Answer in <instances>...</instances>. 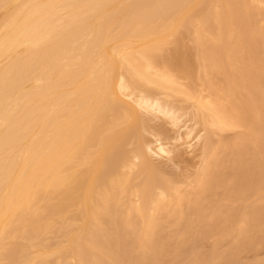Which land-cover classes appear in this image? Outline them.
Returning <instances> with one entry per match:
<instances>
[{
  "label": "bare ground",
  "instance_id": "1",
  "mask_svg": "<svg viewBox=\"0 0 264 264\" xmlns=\"http://www.w3.org/2000/svg\"><path fill=\"white\" fill-rule=\"evenodd\" d=\"M0 11V264H264V0ZM181 31L196 36L202 80ZM142 110L175 135L153 126V149ZM184 142L200 147L196 170L166 174L151 153L181 161Z\"/></svg>",
  "mask_w": 264,
  "mask_h": 264
},
{
  "label": "rangeland",
  "instance_id": "2",
  "mask_svg": "<svg viewBox=\"0 0 264 264\" xmlns=\"http://www.w3.org/2000/svg\"><path fill=\"white\" fill-rule=\"evenodd\" d=\"M4 14H5V12L4 11H0V19L4 16ZM183 30V29H182ZM184 31V30H183ZM182 32V31H181ZM183 34L184 35H186V33L185 32H182V36L181 37H184V38H181L180 39V41L181 42H179V43H181V45L180 46H182V48L183 49H186V50H188V51H190V54L192 55V57H193V59H198V61H195V60H193V62H194V71H195V73H194V76H196V74H197V68H198V66H196V65H198V64H200V62H201V60H200V58H201V54H199L201 51V49L200 48H198V47H196L195 46V44H196V36H194V34H187L188 36L187 37H185V36H183ZM181 35V34H180ZM191 35V36H190ZM195 43V44H194ZM174 45V43H169V44H167V48H166V45H165V48H166V52H165V50H163L160 54H162V55H160L159 54V56L161 57V56H163V54H164V56H166V55H169L170 53H172L173 52V48H175V46L176 45ZM197 45V44H196ZM169 46V47H168ZM164 48V49H165ZM168 50V51H167ZM200 51V52H199ZM165 52V53H164ZM166 54V55H165ZM199 55V56H198ZM200 57V58H199ZM195 62H197L196 64H195ZM200 68V67H199ZM199 70V69H198ZM197 75H199V77H200V79H201V76H202V74H201V72H200V70L198 71V74ZM199 77H197V79H194V81H193V83H192V85H193V87H194V89H195V91H196V87H197V85L195 86L194 84L196 83V84H198V82L200 81H198V78ZM195 78V77H194ZM183 79V80H182ZM179 80L181 81V84H183V82H186V81H188L187 80V78L185 79V78H179ZM202 80V79H201ZM180 81H179V83H180ZM190 81V80H189ZM198 81V82H197ZM190 82H188V84H189ZM185 84V83H184ZM183 84V85H184ZM187 84V83H186ZM199 89H201V91H203L202 93H201V91L200 92H198L197 94H199L200 96H197V97H200L202 100L203 99H208L209 98V95H210V93H209V90L205 87V85H204V82L203 81H201V82H199ZM199 89H197V90H199ZM155 90L156 91H159L158 90V88L156 87L155 88ZM165 92H168L169 94H172V93H170L171 91H165ZM201 93V94H200ZM176 95V96H175ZM202 95V96H201ZM205 95V96H204ZM172 96H173V98H174V100H178V101H184V99L186 100V98H188V97H186L185 95H180V94H178V93H173L172 94ZM185 98H184V97ZM121 97H123V99L124 100H127V101H130L128 98H126V97H124V96H121ZM190 99V101L187 99V102H189V104H191V102L194 104L195 102H196V97H195V99L194 98H189ZM193 100L195 101V102H193ZM178 101H176L177 102V104L179 103V105L180 104H183V107L186 105V107L189 109V110H194V108H195V106H193L192 104L191 105H188L187 104V102H185V104L183 103V102H178ZM189 106H192V108H190ZM196 109V108H195ZM188 110V111H189ZM142 112V116H143V118L146 120L147 118H148V122L150 123L149 125H151L150 127H151V129L152 130H149L148 129V131H146V132H144V135H146L145 137H146V140L147 141H149V143L151 144V146H152V148L154 149L155 147V144H156V135H155V133H157V131H158V128L160 127V126H163V128H161L160 130H165L166 132H168V134L170 135V136H174L175 134H172V133H175V127L173 128V126L171 125V124H169L168 122H165L164 120L165 119H163V118H161V117H155V115H152V114H149L148 112H146V111H141ZM146 113V114H145ZM149 119H151V120H149ZM187 118L186 117H184V121L186 120ZM147 122V123H148ZM189 124L191 123V122H188ZM166 126H165V125ZM155 125H157L158 126V128H157V126H155ZM153 126H154V128H157V131L154 129L153 130ZM166 127V128H165ZM166 129H168V130H166ZM170 130V131H169ZM237 131L238 130H240V129H236ZM236 130H225V131H223V132H221V135H223L224 137H227V138H230V137H233L234 136V134L237 132ZM150 132H152V133H150ZM148 135V136H147ZM229 136V137H228ZM148 137V138H147ZM132 143V144H131ZM185 143V142H184ZM182 143L179 147L180 148H178V153H180L179 155H180V158H181V161L180 160H176V161H172V160H170L166 155H162V154H154V153H151V156H152V158H153V160L155 161L156 160V163L157 164H160L164 169H165V171L167 172L166 174H171V173H184V172H186V170L188 169V171H187V173L188 172H190V171H194V170H196L195 168L197 167L196 165H198V162H197V160H200V156L197 154V153H199V151H197V149H199L200 147H194V148H189V146H188V144L187 143ZM128 148H130V149H133L134 147H135V138H134V140H133V138L131 139V141H129V143H128ZM186 148V149H185ZM192 149V150H191ZM193 152V153H192ZM177 153V154H178ZM153 154V155H152ZM183 155V156H182ZM197 155V156H196ZM193 157V158H192ZM196 158H198V159H196ZM183 159V160H182ZM179 162L178 164L176 163V162ZM182 161H184V162H182ZM193 162L194 163H196L195 165L193 164ZM192 164V165H191ZM194 166V167H193ZM196 166V167H195ZM176 171V172H175ZM193 173V172H192ZM189 174V173H188ZM191 174V173H190ZM184 185V184H183ZM182 185V187L184 188L186 185H184L183 186ZM61 236V237H60ZM60 237V238H59ZM62 237H64L62 234H59L58 235V237L56 236V238H54L53 240L52 239H50V241H52L51 243H54V242H58L59 241V239H60V241H64L65 240V237L64 238H62ZM59 238V239H58ZM61 238H62V240H61ZM209 238V237H208ZM208 238H206L205 240H202V241H200V244H197V245H200V246H197V249L198 248H200V249H198V250H200L201 252H206V251H208V248H211V246H212V243H215L216 242V239H214L215 241H213V238L214 237H210L209 239ZM56 239H58V241H56ZM206 241H207V243H206ZM209 241H211V244H210V242ZM226 241H229V240H226ZM21 242H24V241H22L21 240ZM224 242V241H223ZM221 242V244H220V246L221 247H226L225 245H227V242ZM222 243L224 244V245H222ZM229 244V243H228ZM214 245V244H213ZM206 246V247H205ZM228 246V245H227ZM201 248H204L203 250L201 249ZM206 249V250H205ZM249 254V255H248ZM252 254V255H251ZM254 254L253 253H247L246 254V259L247 260H252V258H254ZM264 257V250H262V252L260 251L259 252V254H258V257ZM249 258H251V259H249Z\"/></svg>",
  "mask_w": 264,
  "mask_h": 264
}]
</instances>
